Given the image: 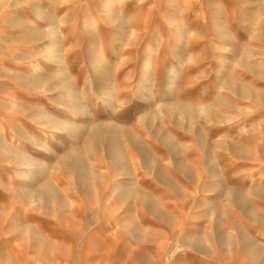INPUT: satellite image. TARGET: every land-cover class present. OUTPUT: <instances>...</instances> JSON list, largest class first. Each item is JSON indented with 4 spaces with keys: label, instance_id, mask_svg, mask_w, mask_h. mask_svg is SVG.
<instances>
[{
    "label": "rangeland",
    "instance_id": "rangeland-1",
    "mask_svg": "<svg viewBox=\"0 0 264 264\" xmlns=\"http://www.w3.org/2000/svg\"><path fill=\"white\" fill-rule=\"evenodd\" d=\"M221 1L223 34L212 0L188 9L183 0L150 8L123 0L113 6L118 13L113 24L100 21L88 31L83 25L91 4L80 0H0V129L5 130L0 133V264H100L95 256H105L104 264H264V193L256 196L264 190V114L240 113L254 107L245 90L264 94V31L250 30L251 20L241 21L264 9V0ZM33 6L47 13L36 24L42 38L23 44L27 31L12 19L17 12L33 17ZM175 18L183 19L177 28L170 25ZM47 46L64 59H41ZM96 50L105 55L101 77L115 84L110 105L101 106L87 90L86 57ZM22 56L39 58L46 77L83 97L93 114L74 121L87 127L83 132L97 125L119 129L125 166L136 177L118 176L112 187L117 168L101 148L85 155L84 165L105 183L76 189L75 175H66L61 160L86 144L82 131L74 141L46 128V116L63 121L72 116L57 104L58 91L29 92L24 77L15 73L28 72L29 60ZM156 57L161 59L157 76L149 80ZM12 97L17 107L9 113ZM40 125L45 127L38 132ZM50 132L56 135L48 143L53 153L31 144L29 137L44 143ZM129 135L157 159L155 168H145ZM3 142L43 167L41 184L22 178L26 166L3 149ZM160 172L163 181L157 179ZM44 182L55 189V203L42 200ZM130 187L147 199L128 197ZM154 206L167 217L156 215ZM257 216L262 219L254 220ZM38 236L48 246L36 244ZM247 243L259 256L253 258Z\"/></svg>",
    "mask_w": 264,
    "mask_h": 264
},
{
    "label": "bare ground",
    "instance_id": "bare-ground-1",
    "mask_svg": "<svg viewBox=\"0 0 264 264\" xmlns=\"http://www.w3.org/2000/svg\"><path fill=\"white\" fill-rule=\"evenodd\" d=\"M33 1H35V0H33ZM120 1H123V0H80L81 5H87V4L90 5L91 4L90 9H89L88 14H87V18L85 20L86 24L83 25L84 28L87 31L89 29H97L99 27L98 24L100 21L104 22V24H111V23L113 24L118 17V13H117V11L114 10L113 6L115 3H118ZM166 1L167 0H139V6H141V7L144 6V7L150 8L153 5H160V4L162 5ZM200 2H201V0H183V7L185 9H188L189 7H191V5H193V6L197 5L198 6V4ZM202 2H206V0H202ZM2 3H4V2H2ZM212 3H213V6L215 7L214 16L220 22L219 31L223 34L226 29H224L225 24L222 23L221 20L225 17L226 9L222 4L223 1H221V0H212ZM31 11L33 13L34 19L30 15L28 18H26L24 16H20L19 12H17L12 19V22L18 28L27 31V33L24 34L20 39V43H23V44L29 43L31 41L37 42L42 38V36L39 33V30L36 28V24H38V22L41 21L43 19V17L47 15V13L45 11L41 10L39 7H35V6H33L31 8ZM251 12H254V11H251ZM245 16H247V17H245L241 21H242V23H248L247 21L251 20V22H250L251 24L249 25L250 30L264 31V9L257 10L255 13H253L252 16H250V14H246ZM50 20H56V19L50 17ZM182 22H183V19L175 18L173 20V22L170 23V25H172L174 28L175 27L177 28L180 26V24ZM41 30H43V29H41ZM43 34H45V33H43ZM180 44L181 43H178L177 45H175L173 47V49H172L173 55H171L172 58H174L177 55V49L179 48ZM60 53L61 52L59 50L55 49V47L48 49V46H47V47H43L40 50V58L45 60V62H61L62 59H64L63 58L64 55H61ZM27 59L28 58L23 57L22 61L25 62ZM156 59L158 61H156ZM159 61L161 62V59L159 60V57H156L153 64H150L151 69H149V71H148L149 74L147 77L149 80H152L153 78L155 79V77L157 76V67H158L157 65H159ZM104 62H105V55H104L103 50H96L95 52L89 54L86 57V63L89 66L86 69V71H87L86 75L87 76L85 78L87 90H93L94 91L93 92V98L101 106H105L107 104L110 105L109 103L112 101V98L113 97L116 98V95L114 93L115 84H113V83L112 84H106L105 83L106 80L102 78L103 77L102 74L105 72V69H103V63ZM63 63H66V62L63 61ZM27 66H28L27 67L28 72L26 74L19 73V72H15V73L18 76L24 77V83L27 84V87L29 88V92L35 91V92H39V93H44L45 91H54V90L58 91V94H57L58 102H57V104L62 109L67 110L70 113V115L72 116L71 120H66V121L60 120L59 118L55 119L51 116L50 117L46 116L42 119L44 121V123L47 125L46 128L48 130H52V132L56 131V132H59L62 134H68L70 139H72L74 141H76L80 137L81 131H82L81 134L84 136L83 138H84L86 144L82 147H79L74 152L68 153L61 160L66 164L65 168H64V169H66V170H64V171H66V175H69V173L75 175L76 184H77L76 189H90L92 185L93 186L94 185L101 186L102 183H105L102 176L97 174L94 170L86 168V165H84V163L86 162L85 155L91 156V155L97 154V152L100 151L101 148H104L106 150L108 159L111 160L117 168V172L115 174L111 175V177H110L112 179V181H111L112 187L117 186L116 180L118 179V176L133 178L135 176V174H133L132 170L129 167L125 166V164H126V149H125V144L122 140V134L119 131V129L115 126H112V125H107V126L106 125H104V126L97 125V126L92 127L91 129H89L88 132L87 131L83 132V129L87 130V127H85V126L78 127V125H76V122H74V121L81 119L84 115H87L88 117H92V115H93L91 113V111L88 109L87 105L85 103H83V97L76 96V95L72 94V92L68 91L67 87H65L63 84H61L59 81H57V79L52 80L51 78L46 77L45 73L42 70L43 66H42L41 61H39V58L36 57L34 60H31V61L29 60L27 62ZM21 80H23V79H21ZM15 85H18V84H15ZM172 88H173V86L169 85L168 91H170ZM244 93L246 94V96L252 97V102H253L254 107H252L253 108V110L251 109L252 111H241L240 113L243 114V116L253 115L255 113H263L264 114V109H263V107H261V103H264V94L257 92V91L252 92L251 90L250 91L245 90ZM9 102H10V105H9L8 111H9V113H13L14 108L17 107V101H16L15 97H12V98H9ZM40 126L41 127H40V130H38V132H41L42 129L45 127L43 125H40ZM3 129L4 128L1 127L0 133L5 131ZM52 132L49 133V135H48L49 138L44 143L40 139H38L37 137L31 136V137H29V140H30L32 145H34L38 148H41L43 151L49 152L51 154V153H53V151L50 148V146L48 145V143L51 140L55 139L54 136H56ZM127 137H128V142L132 146H134V148H136L142 154L145 168H147L148 170H152L153 168H155L157 163H158L157 159L154 158L152 155L148 154L146 150H143L141 145H138V144L136 145V143H134V140H133L134 137L133 136L129 135ZM166 141H170V140L168 138H166ZM8 143H9V141H8ZM2 147L7 153H9V154L14 153V155L17 156L19 165L26 166L25 167L26 171L21 173L23 179L31 181V182L37 181V184H41V182L43 181V177L40 175L43 172V167L37 168V164H36L34 159H32L29 155L23 154L21 151H16L12 147H10L6 142L2 143ZM20 150H22V149H20ZM258 178H262V177H258ZM157 179L160 181L165 180L164 175L161 172H160V175H158ZM45 183H47V182H44L43 186L46 185ZM44 189L46 192L41 194L42 195L41 198L43 201L54 202L55 200H57L56 191L54 188L50 187V185H46L44 187ZM230 193H232V192H230ZM263 193H264V190L261 189L258 191L256 196L262 195ZM38 195H40V194H38ZM127 196L128 197H134V198L140 197V198L144 199V201L147 199L146 194H143L142 192L140 193L138 190H135L134 188H131L128 190ZM118 197L121 198L122 196L120 195ZM67 201H65V204L63 202L62 203L64 205H68L70 202L68 203ZM237 203L243 204V199L239 198ZM154 207L155 208H153V209H154V212L156 213V215L160 214L158 216L161 218L167 217V214H165V211L162 208H160L158 206H154ZM250 213L255 214V211L250 210ZM260 219H262L261 216H257V219L255 218L254 220H260ZM242 239L244 241H247V242L250 240V239H248V237H242ZM35 243L38 244L39 246L40 245L41 246H48L47 245L48 241L46 240V238H43L42 236L36 237ZM233 244H234V241H233ZM247 244H249V243H247ZM249 246H250V252L253 255V258L259 256V255H257L258 252L255 250V246L251 245V244H249ZM91 254H92V252H88V254L86 253V257L90 259L89 256ZM175 254H176V251L172 252L169 257L173 258V256ZM95 257H96V263H98V261H100V264H104V262H106L105 256H95ZM94 262L95 261L89 262V263L84 262V264H94Z\"/></svg>",
    "mask_w": 264,
    "mask_h": 264
}]
</instances>
